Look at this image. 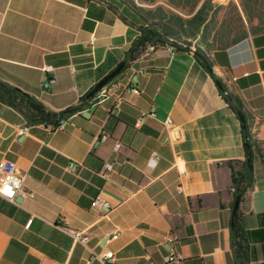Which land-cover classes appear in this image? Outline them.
Returning <instances> with one entry per match:
<instances>
[{
    "label": "crops",
    "instance_id": "1",
    "mask_svg": "<svg viewBox=\"0 0 264 264\" xmlns=\"http://www.w3.org/2000/svg\"><path fill=\"white\" fill-rule=\"evenodd\" d=\"M166 1L134 0L173 9ZM122 10L123 0H0V81L51 112L83 102L53 131L0 101V162L26 175L14 202L0 197V264H102L107 252L109 264H162L168 254L175 264H264V28L209 50L212 72L193 46L126 64L138 32ZM122 62L97 92L107 97L93 103L88 92ZM45 66L54 82L43 90ZM213 77L229 85L257 135L252 182L234 217L242 130ZM104 162L114 168L107 178ZM96 196L107 207H92ZM64 228L85 232L87 246Z\"/></svg>",
    "mask_w": 264,
    "mask_h": 264
},
{
    "label": "trees",
    "instance_id": "2",
    "mask_svg": "<svg viewBox=\"0 0 264 264\" xmlns=\"http://www.w3.org/2000/svg\"><path fill=\"white\" fill-rule=\"evenodd\" d=\"M127 10L120 16L128 25L135 27L137 32L125 56L128 64L137 60L148 46L156 49L169 47L174 51H188L193 46L194 56L205 67L210 66L209 50L223 49L246 38L249 33L264 28V0H240V7L246 18L243 21L237 6H233V17L229 21L220 18L223 6L213 0H167L164 5L154 7L138 6L134 0H123ZM145 4H154L158 0H142ZM257 19L252 25L251 19ZM214 78V77H213ZM215 82H220L215 79ZM219 92L230 110L244 115L248 129V116L234 92L221 82ZM0 101L8 104L21 113L32 124H44L55 127L62 118H69L83 110V102L58 113L48 111L42 104L18 89L0 81ZM249 144L257 145L247 134ZM232 169V162H228ZM241 170L232 173L234 197L245 194L252 182V168L246 166L245 160L240 162ZM246 264V262L240 263Z\"/></svg>",
    "mask_w": 264,
    "mask_h": 264
},
{
    "label": "built area",
    "instance_id": "3",
    "mask_svg": "<svg viewBox=\"0 0 264 264\" xmlns=\"http://www.w3.org/2000/svg\"><path fill=\"white\" fill-rule=\"evenodd\" d=\"M92 40H94V38H92ZM156 50L155 47L153 46H148L145 51L142 53L141 56H150L154 51ZM44 73L47 75V78L42 82L41 87L43 90H46L47 88H49L51 86V84L54 82V77H53V72H54V68L52 66H45L44 67ZM226 88H229L228 84L224 85ZM131 93L133 94H139V90L137 88H132ZM108 95V91H101L99 93H97L93 99L92 102L96 103V102H100L101 100L105 99ZM144 117H141L138 121L139 123L143 122ZM68 124V119L66 118V120L64 121L63 124H59L57 125V127L55 128H50L53 131H63L66 127V125ZM137 124V125H138ZM165 125L167 127H170L172 125V122L170 119H167L165 121ZM27 129L25 128L24 131H26ZM252 139L253 140H257V135L256 134H252ZM109 138V135L107 133L103 134L100 139L99 142H105L107 139ZM121 149V143L118 141H115L113 143L112 146V150L115 153H118ZM157 161V156H155V154H153V156L150 159V166H154L156 164ZM114 168H113V164L109 163V162H104L102 165L101 170L99 171L100 176H102L103 178H107L112 172H113ZM0 171L2 174V180L0 183V187H3V181H7L8 184L10 185V187L12 188V191H14L15 195L11 198H9L6 195H0L1 198L9 201V202H14L16 200V198L18 197L19 193L22 191V185L23 182L25 180L26 175L24 173H21L16 164L14 162L11 161H2L0 162ZM18 185V187H17ZM27 195L29 197H32L33 194L31 192H27ZM91 206L92 207H107V203L105 200H103L100 196H96L92 202H91ZM31 220H28L26 226H29ZM64 230L73 238V240L77 243H81L84 246H87L88 240H89V236L85 233V232H76L67 228H64ZM118 236V234H114L111 236V240L116 239ZM113 254L111 252H107L103 257L99 258L101 260L102 264H109L112 259ZM94 258V256H93ZM176 263V257L174 256V254H168L162 264H175Z\"/></svg>",
    "mask_w": 264,
    "mask_h": 264
},
{
    "label": "water",
    "instance_id": "4",
    "mask_svg": "<svg viewBox=\"0 0 264 264\" xmlns=\"http://www.w3.org/2000/svg\"><path fill=\"white\" fill-rule=\"evenodd\" d=\"M125 63L122 62L119 64L114 70H112L107 76H105L101 81H99L87 94V98H90L92 96H95L97 92L104 87L106 83H108L112 78H114L120 71L124 68ZM205 68L209 71L212 72V68L209 65H205ZM219 88H221L220 82L216 83ZM237 118L240 121L241 124V130H242V139H243V146H244V151H245V163L248 168L252 167V152H251V145L249 144L248 140V132H247V124L244 118V115L239 112L237 114ZM240 201V197L237 196L235 198L233 208H232V216L234 217L236 215V211L238 208V204Z\"/></svg>",
    "mask_w": 264,
    "mask_h": 264
},
{
    "label": "rangeland",
    "instance_id": "5",
    "mask_svg": "<svg viewBox=\"0 0 264 264\" xmlns=\"http://www.w3.org/2000/svg\"><path fill=\"white\" fill-rule=\"evenodd\" d=\"M231 2L237 6L241 16L243 17V21L246 22V18L242 12L241 7H240V0H213V3H218V4L223 6V9L220 12V18L225 19L227 21H229V19H231V18H234L233 17V14H234L233 13V6L231 5ZM257 22H258L257 19H255V18L251 19L252 25L257 24Z\"/></svg>",
    "mask_w": 264,
    "mask_h": 264
},
{
    "label": "clouds",
    "instance_id": "6",
    "mask_svg": "<svg viewBox=\"0 0 264 264\" xmlns=\"http://www.w3.org/2000/svg\"><path fill=\"white\" fill-rule=\"evenodd\" d=\"M3 187H0V195H6L9 198L13 197L15 195L14 191H12V188L8 184L7 181H3ZM18 187V185H17ZM5 189H8V191H5Z\"/></svg>",
    "mask_w": 264,
    "mask_h": 264
},
{
    "label": "bare ground",
    "instance_id": "7",
    "mask_svg": "<svg viewBox=\"0 0 264 264\" xmlns=\"http://www.w3.org/2000/svg\"><path fill=\"white\" fill-rule=\"evenodd\" d=\"M65 120H66L65 118L60 119L57 125L63 124ZM57 125L55 127H57ZM55 127H53V128H55Z\"/></svg>",
    "mask_w": 264,
    "mask_h": 264
},
{
    "label": "snow or ice",
    "instance_id": "8",
    "mask_svg": "<svg viewBox=\"0 0 264 264\" xmlns=\"http://www.w3.org/2000/svg\"><path fill=\"white\" fill-rule=\"evenodd\" d=\"M5 191H8V189H5Z\"/></svg>",
    "mask_w": 264,
    "mask_h": 264
}]
</instances>
